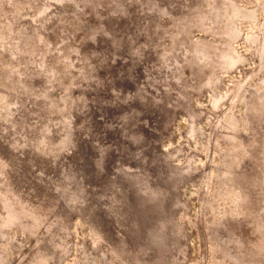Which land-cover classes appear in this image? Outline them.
<instances>
[{"label": "rangeland", "instance_id": "1", "mask_svg": "<svg viewBox=\"0 0 264 264\" xmlns=\"http://www.w3.org/2000/svg\"><path fill=\"white\" fill-rule=\"evenodd\" d=\"M142 1L0 0V264H147L174 231L185 264H255L264 0ZM182 107L201 113L188 161Z\"/></svg>", "mask_w": 264, "mask_h": 264}, {"label": "bare ground", "instance_id": "2", "mask_svg": "<svg viewBox=\"0 0 264 264\" xmlns=\"http://www.w3.org/2000/svg\"><path fill=\"white\" fill-rule=\"evenodd\" d=\"M120 1V0H119ZM143 1H146V0H143ZM142 1V2H143ZM169 1V0H168ZM180 1V0H179ZM184 1V0H183ZM187 1V0H186ZM111 2H113V1H111ZM132 2H133V0H132ZM172 2H174L173 0H172ZM182 2V1H181ZM188 2V1H187ZM199 2V1H198ZM114 3H116V1L114 2ZM121 3V2H120ZM124 3V2H123ZM141 3V2H140ZM113 4V3H112ZM172 5V3H169V5ZM176 4V3H175ZM178 4V3H177ZM184 4V3H183ZM187 4V3H186ZM114 5V4H113ZM113 5H112V8H114L113 7ZM182 5V4H181ZM177 6V5H176ZM186 6H188V5H185V9H187L186 8ZM178 7V6H177ZM181 7V6H180ZM156 8V7H155ZM165 8H166V5H165ZM169 8V7H168ZM176 8V7H175ZM174 8V9H175ZM184 8V7H183ZM111 9V8H110ZM178 9V8H177ZM213 9V8H212ZM157 10H159V9H157ZM182 10V9H181ZM188 10V9H187ZM187 10H185V11H187ZM109 11V10H108ZM170 11V10H169ZM177 11H179L180 13H182L180 10H177ZM184 12V11H183ZM190 12V11H189ZM189 12H188V14H189ZM156 13H158V12H156ZM166 13V12H165ZM176 13V12H175ZM180 13H179V15H180ZM184 14V13H183ZM186 14V13H185ZM188 14H187V16H188ZM197 14H198V12H197ZM129 15V14H128ZM128 15H126L127 16V18L128 17H130V16H128ZM162 15V14H161ZM199 15V14H198ZM205 15V14H204ZM218 15V14H217ZM111 16V15H110ZM182 16V15H181ZM185 16V15H184ZM120 17V16H119ZM124 17V16H123ZM111 18H112V16H111ZM125 18V17H124ZM127 18H125V19H127ZM160 18V17H159ZM177 18V17H176ZM179 18V17H178ZM182 18V17H181ZM125 19H124V21H125ZM174 19H175V17H174ZM210 19V18H209ZM178 20V19H177ZM176 20V21H177ZM115 21V20H114ZM116 21H118V20H116ZM180 21V20H179ZM182 22V21H181ZM188 22V21H187ZM255 24V23H254ZM244 38V37H243ZM242 39V38H241ZM253 40H254V38L252 37V42H253ZM107 45V44H106ZM105 45V46H106ZM107 47V46H106ZM183 47V46H182ZM190 49V48H189ZM197 50V49H196ZM110 51V50H109ZM179 51V50H178ZM112 52V51H111ZM190 52V51H189ZM193 52H196V51H193ZM198 53H200V52H198ZM197 53V54H198ZM238 53V52H237ZM117 54V53H116ZM155 56V55H154ZM192 56V55H191ZM149 57V56H148ZM178 57V56H177ZM184 58V57H183ZM195 58V57H194ZM211 58V57H210ZM231 58V59H230ZM180 59V58H179ZM119 60V59H118ZM173 60H174V58H173ZM246 61L248 60V59H245ZM175 61V60H174ZM118 62V61H117ZM190 62V61H189ZM181 63L183 64V62H182V60H181ZM175 64V63H174ZM190 64V63H189ZM208 64V63H207ZM238 63L236 62V60H235V58L233 57V56H230L229 55V59H228V61H227V63H226V65H233V66H235V65H237ZM172 65V64H171ZM191 65V64H190ZM169 66V65H168ZM173 66V65H172ZM177 66V65H176ZM182 66V65H181ZM140 67V66H139ZM174 67V66H173ZM183 68V67H182ZM208 68V67H207ZM175 69V68H174ZM191 69H192V67H191ZM112 70V69H111ZM176 70V69H175ZM171 71V70H170ZM177 73V72H176ZM194 73V72H193ZM193 73H191V74H193ZM205 73V72H204ZM203 73V74H204ZM141 74V73H140ZM222 74H224V73H222ZM233 74V73H232ZM194 75V74H193ZM230 75V74H229ZM174 77H177V76H175V75H173ZM203 76V75H202ZM238 76H240V75H238ZM173 77V78H174ZM196 77V76H195ZM204 77V76H203ZM230 77V76H229ZM234 77V76H233ZM123 78V77H122ZM206 79H208L207 77H206ZM145 80H147V78H145L144 79V81ZM194 80V79H193ZM196 81V80H195ZM141 82H142V80H141ZM140 82V83H141ZM197 82V81H196ZM127 83V82H126ZM194 83V82H193ZM227 84H229V83H227ZM147 85V84H146ZM149 86V85H148ZM211 86V85H210ZM219 86V85H218ZM150 87V86H149ZM212 88V87H211ZM211 88H208V90H209V102L204 106L205 107V112H207L208 114H209V112L208 111H212L213 113L215 112V110L217 109V107H218V105H219V102H220V100L222 99V97H219L218 96V93H214V91L211 89ZM230 89V88H229ZM155 90V89H154ZM164 90H166V89H164ZM232 90V89H231ZM234 91V90H233ZM126 93H127V91H125ZM139 92V91H138ZM166 92V91H165ZM140 93H142V92H140ZM207 93V94H208ZM130 95H131V93H130ZM133 96V95H132ZM144 96V95H143ZM167 96V95H166ZM206 96V95H205ZM123 97H124V95H123ZM233 97V96H232ZM168 98V97H167ZM169 99V98H168ZM207 100V99H206ZM104 101V100H103ZM103 101H101V102H103ZM95 103V102H94ZM97 103V102H96ZM104 103H107V101L105 102L104 101ZM103 103V104H104ZM131 103H133V102H131ZM166 103H167V101H166ZM119 104V103H118ZM102 105V104H101ZM91 106V105H90ZM121 107V106H120ZM123 107V106H122ZM121 107V108H122ZM92 108L93 107H91V110H92ZM105 109V108H104ZM103 109V110H104ZM95 110V109H94ZM124 110V109H123ZM114 111H116V110H114ZM113 111V112H114ZM176 112H179V113H177V114H179V115H181V116H183L184 117V119H185V123H186V125H185V127H184V132H183V130L180 132V138L182 139V138H187L186 139V141H185V144L187 145V148H183V150H184V152H185V150H186V152L189 154L188 155V157H183L182 159H180V160H187L188 161V159H192L194 156H199L200 157V155H198V154H193V153H191V150H200L201 152L203 151V148L201 147L202 146V142L201 141H199V137H198V139L197 140H195V139H192L193 137H196V136H190L191 137V139L189 138V136H188V133H190V132H193V130H192V126H193V123H194V121H196L197 119H195V117L197 116V115H199V114H201L196 108H185V107H182V109L181 110H178V111H176ZM96 114V113H95ZM176 114V115H177ZM91 115H92V113H91ZM211 117H212V115H214V114H209ZM90 117H92V116H90ZM106 118V117H105ZM174 118V117H173ZM87 119H88V117H87ZM104 119V118H103ZM201 119V116L199 115V117H198V120H200ZM255 119V118H254ZM89 120V119H88ZM146 120V119H145ZM183 120V119H182ZM172 121V119L169 121V122H171ZM107 123V122H106ZM119 123V122H118ZM208 123V122H207ZM155 124V123H154ZM220 125V124H219ZM218 125V126H219ZM45 126V125H44ZM147 126V125H146ZM113 127V126H112ZM207 128V127H206ZM151 129V128H150ZM218 129V128H217ZM51 129H49V131H50ZM147 130H148V128H147ZM92 131V130H91ZM97 131V130H96ZM179 131V130H178ZM153 132V131H152ZM163 132V131H162ZM200 132L201 131H199V134H200ZM120 133V132H119ZM121 133H123V132H121ZM201 133H203V132H201ZM95 135V134H94ZM123 135H125V134H123ZM119 136V135H118ZM2 137V136H1ZM122 137V136H121ZM92 138V137H91ZM5 139V138H4ZM3 139V140H4ZM46 139V138H45ZM1 140H2V138H1ZM120 141V140H119ZM118 141V142H119ZM3 142H5V141H3ZM92 142H93V139H92ZM122 142V141H121ZM130 142V141H129ZM43 143V142H42ZM94 143V142H93ZM119 145H120V142L118 143ZM118 144H115V145H117L118 146ZM97 145V144H96ZM169 145V144H168ZM41 146V145H40ZM44 147V146H43ZM122 149V148H121ZM44 150V149H43ZM119 150V149H118ZM120 152V151H119ZM180 152V150L179 149H172L171 151H169V157L171 158V159H174V155L175 154H177V153H179ZM126 155V154H125ZM262 156V155H261ZM125 157V156H124ZM121 159V158H120ZM180 160H177V161H180ZM199 160H200V162L203 160V157H201V158H199ZM128 161V160H127ZM41 164V163H40ZM184 164L185 165H188L189 164V167H193V166H191V163H187V162H184ZM184 165V166H185ZM117 166V165H116ZM118 167H120V166H118ZM36 168V167H35ZM127 169V168H126ZM206 169V168H205ZM120 170V169H119ZM185 170H187V171H183V174H182V176H181V180H180V183H179V187L181 188L182 187V185L183 184H185V183H187V184H192V183H195L196 181V178H191V177H189V175H188V173H190L193 169H191V168H189V169H185ZM37 171V170H36ZM37 172H39V169H38V171ZM62 173H63V171H62ZM123 173H125V171L123 172ZM186 173H187V175H186ZM226 173V172H225ZM231 173V172H230ZM130 174V173H129ZM234 174V173H233ZM43 175V174H42ZM74 174H72V176H73ZM123 175V174H122ZM143 175H145V174H143ZM69 176V175H68ZM71 176V177H72ZM79 176V175H78ZM139 176V175H138ZM231 176V175H230ZM71 177H67L66 176V178H69L68 180H70V178ZM74 177V176H73ZM128 177V176H127ZM135 177V176H134ZM41 178H42V176H41ZM65 178V177H64ZM136 178H137V175H136ZM139 178V177H138ZM236 178H238V176L236 175L235 176V178H233V179H236ZM55 179V178H54ZM75 179H76V177H75ZM148 179V178H147ZM147 179H145L146 181H147ZM63 180H65V179H63ZM72 180V179H71ZM77 180V179H76ZM40 181V180H39ZM67 181V180H66ZM74 181V180H73ZM81 181H82V179H81ZM141 181H142V179H141ZM56 182V181H55ZM71 182V181H70ZM70 182H65V183H70ZM76 182V181H75ZM78 182V181H77ZM143 182V181H142ZM56 183H58V182H56ZM72 183V182H71ZM123 183V182H122ZM61 184H64V183H61ZM61 184H58L59 186H61ZM75 184V183H74ZM142 184H144V183H142ZM133 185V184H132ZM146 185V184H145ZM65 187H67V185H64ZM148 186V185H147ZM65 187H63V188H65ZM193 187V186H192ZM63 188H61L62 190H63ZM74 188V187H73ZM142 188H143V186H142ZM141 188V189H142ZM69 189V188H68ZM117 189H118V187H117ZM196 189V188H195ZM144 190V189H143ZM148 190V189H147ZM150 190V189H149ZM197 190V189H196ZM64 191H65V189H64ZM68 191V190H67ZM73 191V190H72ZM129 191V190H128ZM60 192V191H59ZM72 193H74V192H72ZM100 194V193H99ZM150 194V193H149ZM145 195V194H144ZM60 196H62V195H60ZM96 196V195H95ZM111 196H112V194H111ZM257 196V195H256ZM97 197V199H98V196H96ZM152 197V196H151ZM63 198V197H62ZM101 198V197H100ZM104 198H105V196H104ZM111 198V197H110ZM149 198V197H148ZM113 199H114V196H113ZM116 199V198H115ZM114 199V200H115ZM142 199V198H141ZM146 199V198H145ZM262 199V198H261ZM62 200V199H61ZM112 200V199H111ZM255 200V199H254ZM106 201V200H105ZM110 201V200H109ZM113 201V200H112ZM117 201H119V200H117ZM116 201V202H117ZM148 201V200H147ZM150 201V200H149ZM111 202V201H110ZM180 202V201H179ZM188 202V201H187ZM62 203V202H61ZM112 204V203H111ZM152 205V204H151ZM187 206H188V203H185V202H183L182 201V203H180V205L178 206V208H183V209H185V208H187ZM183 216V215H182ZM258 217H261V218H259V220L257 221V224L259 225V228H255L254 227V230H253V233L252 234H256L257 235V233L258 232H262L263 234L261 235V236H255L252 240H251V246H242V247H244V250L245 251H247L249 254H251V255H253V257H255L254 259H253V261H254V263L255 264H257L256 263V261H260L261 262V264H264V214L262 213V214H259L258 215ZM251 219H253V218H251ZM252 221V220H251ZM96 225V224H95ZM149 225V224H148ZM102 226V225H101ZM108 226V225H107ZM106 226V227H107ZM103 227V226H102ZM108 228H110V227H108ZM107 228V229H108ZM252 228V227H251ZM99 229V228H98ZM103 229V228H102ZM109 230V229H108ZM80 231V230H79ZM110 231V230H109ZM177 231V230H176ZM102 232V231H101ZM105 232H106V230H105ZM165 232L169 235V234H172V232H171V230L169 229V228H167L166 227V230H165ZM109 233V232H108ZM109 235H110V233H109ZM175 237H176V246H177V248H179V251H177V254L174 256V257H172V255H171V253H168V248H165V253L161 256H158V257H156V255H155V252L153 251V260L152 261H149L147 264H185V256H186V251L183 249L184 248V245L186 244L185 243V239L187 238V235H185L184 236V238H182L181 239V236L179 235V234H177L175 231H174V234H173ZM183 240H184V243H183ZM173 246V245H172ZM174 254V253H173ZM250 255V256H251ZM212 260L213 259H211L210 261H209V263L210 262H212ZM213 263V262H212ZM260 264V263H259Z\"/></svg>", "mask_w": 264, "mask_h": 264}]
</instances>
